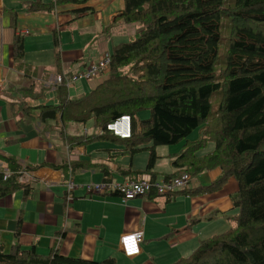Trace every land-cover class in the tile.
Returning a JSON list of instances; mask_svg holds the SVG:
<instances>
[{"label":"crops","instance_id":"obj_1","mask_svg":"<svg viewBox=\"0 0 264 264\" xmlns=\"http://www.w3.org/2000/svg\"><path fill=\"white\" fill-rule=\"evenodd\" d=\"M122 6V0H0V171L25 165L34 178L26 183L27 192L21 187L0 195L3 252L18 244L23 249L33 247L38 254L52 250L94 261L112 258L115 264H171L189 255L200 240L232 225L228 226L235 214L231 201L237 191L235 179L228 177L215 190L203 189L218 177V167L191 175L177 192L162 196L149 192L124 203L115 192H86L83 187L104 178L120 182L176 175L184 168L173 162L186 140L181 145L178 141L154 146L156 157L147 171L144 147L149 142L129 147L95 139L112 141L117 147L93 144L95 140L78 144L77 137L90 134L88 126L95 129L92 133L98 132L91 119L83 125L62 124L59 115L56 124L38 121L35 106L56 105L60 96L76 99L102 81L103 74L62 87L53 78L109 53L111 33L117 27L130 35L138 31L139 25L114 17ZM16 42L22 51L18 58ZM144 111L137 113V119L147 117L141 116ZM197 129L187 141L201 136L202 127ZM136 147L140 149L130 150ZM211 149L206 145L196 155ZM53 165L65 167L64 180L61 169ZM67 177L76 185L68 194L70 200L64 187ZM138 230L142 232L139 252L125 257L119 238Z\"/></svg>","mask_w":264,"mask_h":264},{"label":"trees","instance_id":"obj_2","mask_svg":"<svg viewBox=\"0 0 264 264\" xmlns=\"http://www.w3.org/2000/svg\"><path fill=\"white\" fill-rule=\"evenodd\" d=\"M122 2L114 17L138 24V31L128 41L111 45L108 69L88 92L76 99L60 96L56 105L35 106L38 121L56 124L59 115L62 124L83 125L91 119L98 132L77 137L81 138L78 144L95 139L129 147L149 142L144 147L147 171L156 157L154 146L177 143L202 127L201 136L186 140L173 164L190 176L218 167L220 174L203 187L206 190H215L232 176L237 183L231 196L235 214L229 228L200 240L189 255L171 264H264V0H232L228 5L223 0ZM222 20H227L228 32L223 60L216 68ZM21 52L16 42L14 56L20 57ZM216 89L221 96L210 123V97ZM144 110L147 117L137 119ZM120 115L130 119L127 138L105 129ZM208 143L212 149L196 155ZM53 167L61 169L64 180L65 167ZM21 187L28 191V185L17 182L13 174L5 181L0 178V195ZM0 264L115 263L112 258L94 261L52 250L38 254L33 247L14 244L8 252L0 246Z\"/></svg>","mask_w":264,"mask_h":264},{"label":"built area","instance_id":"obj_3","mask_svg":"<svg viewBox=\"0 0 264 264\" xmlns=\"http://www.w3.org/2000/svg\"><path fill=\"white\" fill-rule=\"evenodd\" d=\"M109 53L103 52L93 60L87 62L81 69L72 72L57 73L53 81L56 85L68 87L71 83L77 80H89L91 77H97L106 72L109 66ZM105 129L112 135L119 138H127L130 135V119L128 115H120L112 121L106 123ZM16 177L19 183H29L33 181L30 169L20 166L16 171H10L7 168L0 171L2 181L7 180L11 175ZM190 175L187 172L180 171L178 174L165 177L162 179H124L123 181L102 180L96 183H86L83 187L86 192H115L119 196V201L124 203L128 199L141 197L149 192L156 196L167 195L175 190L183 188L189 181ZM76 185L70 177H67L64 182L66 190V200H70L69 192ZM142 240L141 231H133L121 235L119 238V246L122 254L125 257H132L139 252V244Z\"/></svg>","mask_w":264,"mask_h":264},{"label":"rangeland","instance_id":"obj_4","mask_svg":"<svg viewBox=\"0 0 264 264\" xmlns=\"http://www.w3.org/2000/svg\"><path fill=\"white\" fill-rule=\"evenodd\" d=\"M230 3H232V0H223L224 5H228ZM225 23L227 24V20L225 21ZM225 23L223 20L221 21V26H220L221 41H220V48L218 51V62H220V63L216 64V68L218 67V65H221V62L223 60V48H224L225 43H226V40L224 39V37L227 35V32H228V27H227V25H225ZM136 25H138V24H136ZM134 34L130 35L128 31L121 30L119 27H117L111 33L110 44H114L116 42L128 41L129 39H131L133 37ZM108 47L110 48V45H108ZM98 77H99V75L97 77H91L89 80H92V79H95ZM89 80H87V81H89ZM88 87H89V85L87 83V85L84 88L88 89ZM220 96H221V91L216 89L210 97V112L208 114V119H209L210 123H211L212 118L215 114ZM146 115H147L146 111H144V113L141 114L142 117H145ZM80 127H82V126H80ZM85 129H87L90 133L95 131V129H93L92 127H89V126H88V128H85ZM197 131H198V129L194 128L187 136H185L183 139H180L179 143L177 145H181V143H183L185 140L190 139V137H192L193 133H196ZM92 143L93 144L94 143H100L98 145H108V146L117 147V144H115L112 141H108V140H95ZM89 144H87V145H89ZM212 147H213L212 143L207 144V149H210ZM231 224H232V222L230 224H228V226H230Z\"/></svg>","mask_w":264,"mask_h":264}]
</instances>
